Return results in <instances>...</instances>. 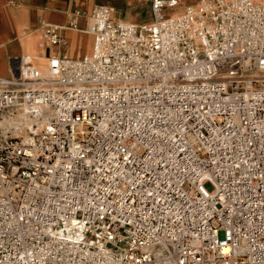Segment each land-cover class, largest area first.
<instances>
[{"label": "built area", "instance_id": "1", "mask_svg": "<svg viewBox=\"0 0 264 264\" xmlns=\"http://www.w3.org/2000/svg\"><path fill=\"white\" fill-rule=\"evenodd\" d=\"M180 5L0 76V264H264V2Z\"/></svg>", "mask_w": 264, "mask_h": 264}, {"label": "crops", "instance_id": "2", "mask_svg": "<svg viewBox=\"0 0 264 264\" xmlns=\"http://www.w3.org/2000/svg\"><path fill=\"white\" fill-rule=\"evenodd\" d=\"M186 3L194 0H184ZM263 2L264 0H257ZM152 0H0V76L14 74L15 60H39L50 55L78 58L90 52L86 32L97 5L112 8L115 19L134 24L152 21ZM178 11L182 7H178ZM46 25L61 27L59 45H49L43 36ZM75 25L76 28L71 27ZM9 70V71H8Z\"/></svg>", "mask_w": 264, "mask_h": 264}, {"label": "rangeland", "instance_id": "3", "mask_svg": "<svg viewBox=\"0 0 264 264\" xmlns=\"http://www.w3.org/2000/svg\"><path fill=\"white\" fill-rule=\"evenodd\" d=\"M187 2V1H186ZM186 2L184 1V0H180V3H181V5L179 6V7H183L185 4H186ZM260 2V1H259ZM264 2V1H263ZM262 2V3H263ZM178 9L179 8H175V9H165V13L167 14V15H169V14H171V13H174L175 11H178Z\"/></svg>", "mask_w": 264, "mask_h": 264}, {"label": "bare ground", "instance_id": "4", "mask_svg": "<svg viewBox=\"0 0 264 264\" xmlns=\"http://www.w3.org/2000/svg\"><path fill=\"white\" fill-rule=\"evenodd\" d=\"M41 60V59H40ZM9 71V70H8Z\"/></svg>", "mask_w": 264, "mask_h": 264}]
</instances>
